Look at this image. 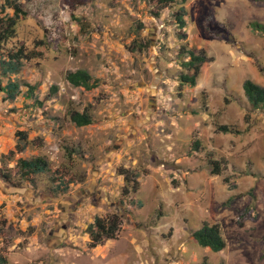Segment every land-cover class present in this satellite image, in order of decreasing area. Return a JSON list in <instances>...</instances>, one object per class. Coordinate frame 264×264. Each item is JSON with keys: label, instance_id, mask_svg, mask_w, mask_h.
<instances>
[{"label": "rangeland", "instance_id": "obj_1", "mask_svg": "<svg viewBox=\"0 0 264 264\" xmlns=\"http://www.w3.org/2000/svg\"><path fill=\"white\" fill-rule=\"evenodd\" d=\"M15 1L26 14L4 47L33 57L10 75L21 84L14 99L0 89V255L8 264H264V110L251 108L242 88L245 79L264 86V33L249 26L264 23V6L186 0L180 40L178 2ZM3 4L0 16L12 15ZM181 44L213 58L194 86L179 85L189 73ZM75 69L98 85L68 83ZM7 80L0 73V88ZM85 107L92 123L76 126L68 113ZM36 156L48 168L27 179L17 159ZM120 168L138 181L135 191L125 193ZM59 169L73 178L60 193L51 180ZM252 205L257 218L238 222ZM112 215L115 237L91 246L88 224ZM204 221L220 225L224 249L194 240Z\"/></svg>", "mask_w": 264, "mask_h": 264}, {"label": "trees", "instance_id": "obj_2", "mask_svg": "<svg viewBox=\"0 0 264 264\" xmlns=\"http://www.w3.org/2000/svg\"><path fill=\"white\" fill-rule=\"evenodd\" d=\"M151 1V0H148ZM157 5L164 7L172 3L178 2L180 8L173 14L176 21L177 37L180 40L186 39V33L184 28L186 26L185 14L186 9L184 3L186 0H153ZM252 2L258 5L264 6V0H252ZM12 8L13 14L6 15L5 17L0 16V73L3 77L8 80L0 89L3 91L6 99H14L20 92L21 84L15 79H11L10 75L19 73L23 60L31 59L33 56L26 52L23 47L16 49L5 48V43L15 36V27L21 16L26 14L25 10L22 9L21 5L15 0H4L3 7ZM156 15V14H155ZM249 26L260 33H264V23L252 20L249 22ZM178 55L181 57V65L184 69L188 70L189 73H181L178 77L179 85H190L196 84V79L200 73L201 65L205 62L213 60L211 56H208L204 49L198 50L194 48H188L185 44H181L178 50ZM65 79L68 83L75 87H83L86 90L92 89L98 85V80L94 79L88 71L84 69H75L67 71ZM33 87V86H32ZM32 87L30 88L32 91ZM243 92L253 109L264 110V86L252 81L251 79H245L242 83ZM70 121L76 126H85L92 123V116L89 109L85 107L82 111L71 110L68 113ZM219 131L224 132H236L233 127L227 124H218L216 127ZM18 141L26 140V134L24 132H16ZM21 135V136H20ZM20 136V137H19ZM197 145V142H195ZM15 149L22 151L23 146H20L19 142L16 143ZM13 154V152H11ZM212 174L221 173L220 162L214 158L209 159ZM17 165L21 171V175L29 179L31 174L41 173L46 171L48 163L42 157L36 156L30 159L18 158ZM120 174H123L125 181L124 191L128 192V189L135 191L138 187V181H136L128 169H119ZM54 182V191L65 192L69 184L73 181L70 172L66 169L56 170L51 178ZM254 199V198H253ZM254 206H245L237 217L238 222H242L246 219H256L257 214L253 213ZM119 225V217L112 215L108 218L95 217L94 220L88 224L86 231L88 232L91 239V246H95L96 243L101 241L103 238H114L115 232ZM194 240L202 247H207L212 251L218 252L226 246V241L222 236L221 228L218 223H209L204 221L201 226L192 232ZM0 264H8L6 258L0 255ZM192 264H210L207 259H203L198 263Z\"/></svg>", "mask_w": 264, "mask_h": 264}, {"label": "crops", "instance_id": "obj_3", "mask_svg": "<svg viewBox=\"0 0 264 264\" xmlns=\"http://www.w3.org/2000/svg\"><path fill=\"white\" fill-rule=\"evenodd\" d=\"M238 1H241V2H242V0H237V1H235V2H234L235 7H237V3H238Z\"/></svg>", "mask_w": 264, "mask_h": 264}]
</instances>
